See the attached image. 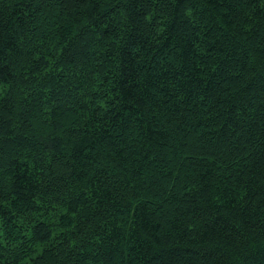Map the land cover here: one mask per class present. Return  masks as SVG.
Here are the masks:
<instances>
[{"label":"trees","instance_id":"1","mask_svg":"<svg viewBox=\"0 0 264 264\" xmlns=\"http://www.w3.org/2000/svg\"><path fill=\"white\" fill-rule=\"evenodd\" d=\"M0 264H264V0H0Z\"/></svg>","mask_w":264,"mask_h":264}]
</instances>
